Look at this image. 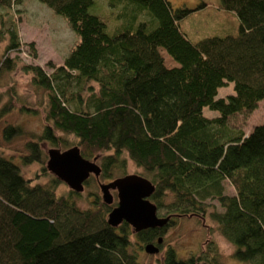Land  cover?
<instances>
[{
    "label": "trees",
    "instance_id": "16d2710c",
    "mask_svg": "<svg viewBox=\"0 0 264 264\" xmlns=\"http://www.w3.org/2000/svg\"><path fill=\"white\" fill-rule=\"evenodd\" d=\"M26 1L0 0V40H7L0 75L16 67L10 54L23 46L14 7ZM36 1L76 39L60 65L47 64L49 73L23 66L47 93V107L42 131L25 142L19 165L38 164L45 174L41 144L68 146L57 132L73 135L82 157L98 156L104 180L115 170L125 173V152L154 185L149 199L157 215L174 219L137 233L124 222L110 227L112 207L97 193H87L88 207L80 208L75 198L83 194L56 197L59 180L32 184L0 152V264H144L139 251L161 246L157 239L176 218L206 214L234 246L232 259L264 264V120L247 135L229 125L264 99V0H217L219 11L236 17L237 31L196 42L181 23L207 9L205 2L191 9L168 0H107V13L94 14V0ZM160 50L175 66L164 64ZM229 83L233 93L217 97ZM13 104L8 99L0 111ZM204 108L216 115L205 117ZM1 134L8 142L23 135L9 124ZM224 182L234 194H225ZM210 252L180 259L167 247L162 264H219Z\"/></svg>",
    "mask_w": 264,
    "mask_h": 264
},
{
    "label": "rangeland",
    "instance_id": "374dc122",
    "mask_svg": "<svg viewBox=\"0 0 264 264\" xmlns=\"http://www.w3.org/2000/svg\"><path fill=\"white\" fill-rule=\"evenodd\" d=\"M94 1L95 6L93 5L90 8V12L94 14L98 12L103 14L107 13L109 10V7L105 3L107 0ZM168 1L173 7L184 5L191 9L196 8L201 2L208 3L209 7L207 9L192 12L188 17L184 18L181 23L182 30L185 31L189 40L192 42L199 41L205 37L223 36L237 31L238 22L236 17L229 12L219 11L216 6L218 4L217 0ZM14 10V12L19 15L16 28L23 47L20 52H12L10 54V57L13 58L16 63L14 70L11 72H3L0 75V92L3 94L0 109L8 99L14 103L13 108L0 111V152L5 155V157H12L11 161L19 165L21 164L19 155L25 151V142L31 139L32 136L39 135L42 131L44 126L43 110L47 107V93L42 88L34 85L31 74L27 73L23 66H40L44 72L49 73L50 68L47 64L51 62L54 65H60L71 45L75 42L76 37L68 29L61 17L54 15L50 9L36 0L26 1L14 7ZM6 43L7 40H0V61L3 59ZM30 44H32L34 48L35 58L31 55L28 46ZM160 54L167 67L175 66L165 52L160 50ZM232 93V84L229 83L227 86L218 89L217 97H225ZM203 115L210 118L215 116L216 112L204 108ZM263 120L264 99L258 102L254 111L233 116L229 120V125L232 128L242 130V132L247 135L254 126L259 125ZM7 124L21 128L23 135L13 138L9 142L5 141L2 138L1 128ZM57 135L65 139L68 145L67 148L74 146L76 138L73 135L61 132H57ZM41 147L45 155L50 148L61 151L67 149L63 145L54 147L46 142L41 144ZM121 159L124 160L125 173L122 174L119 170H115L113 175L114 178L126 174L141 175V169L129 159L125 152L121 154ZM98 163L97 161V164ZM19 166L21 174L33 180L32 184H47L51 178H54L47 171L43 174L41 166L38 164L31 163L29 165ZM36 174H38L39 177L34 179ZM89 178V187H84L81 193L84 196L75 198L80 208L88 207V200L85 196L89 192L97 193L101 200V193L97 185V180L92 175ZM98 180L101 183L109 182V180L101 178ZM69 192L72 191L62 182L58 184L54 190L56 197L66 196L70 194ZM224 192L225 194L232 195L234 194V189L229 183L224 182ZM112 194L114 195V192H112ZM115 204L116 198L114 195V201L110 207L115 206ZM212 204L219 209L216 201H212ZM158 216L163 217V213L159 212ZM162 238V250L160 252L156 254H146L143 250L139 251L138 256L142 263L162 264L163 252L167 247H172L175 250L176 256L180 259H185L191 254L203 253L209 254L208 257H211L213 254H211L212 252L210 251L212 250L219 264H248L232 259L234 246L219 234L216 224L210 220L207 214L204 219L193 216L176 218L174 225L167 228Z\"/></svg>",
    "mask_w": 264,
    "mask_h": 264
},
{
    "label": "water",
    "instance_id": "95a60500",
    "mask_svg": "<svg viewBox=\"0 0 264 264\" xmlns=\"http://www.w3.org/2000/svg\"><path fill=\"white\" fill-rule=\"evenodd\" d=\"M45 168L54 178L64 183L74 193H82L84 181L91 175L97 180L103 204H116L106 216V223L117 228L121 223L128 224L133 233L145 229L162 228L167 225L170 216L159 217L156 205L150 201L154 185L147 178L138 174H126L114 178L107 183L99 182L101 172L97 164L98 156L87 159L81 156L78 146L74 145L64 150L50 148L47 150ZM162 238L157 239L161 244ZM146 254H156L158 246L146 244L143 247Z\"/></svg>",
    "mask_w": 264,
    "mask_h": 264
},
{
    "label": "flooded vegetation",
    "instance_id": "af4514ba",
    "mask_svg": "<svg viewBox=\"0 0 264 264\" xmlns=\"http://www.w3.org/2000/svg\"><path fill=\"white\" fill-rule=\"evenodd\" d=\"M97 161H98V159H97ZM99 179V178H98ZM98 183V182H97ZM114 195H115V192H114ZM113 195V196H114ZM172 219H174V216L172 217H170V220H172ZM131 228V227H130ZM154 245H156V244H154ZM159 245H162V242H161V244H159ZM157 246V245H156ZM158 248H159V251L158 252H160L162 249H161V246H158Z\"/></svg>",
    "mask_w": 264,
    "mask_h": 264
}]
</instances>
